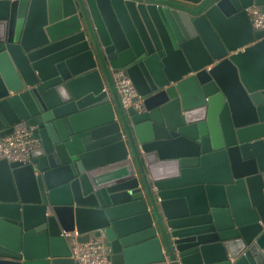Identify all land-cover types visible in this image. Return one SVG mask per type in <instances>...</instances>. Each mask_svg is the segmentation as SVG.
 I'll list each match as a JSON object with an SVG mask.
<instances>
[{
    "label": "water",
    "instance_id": "1",
    "mask_svg": "<svg viewBox=\"0 0 264 264\" xmlns=\"http://www.w3.org/2000/svg\"><path fill=\"white\" fill-rule=\"evenodd\" d=\"M253 6L0 0V137L36 141L26 163L0 159V264H78L64 232L101 240L109 264H264Z\"/></svg>",
    "mask_w": 264,
    "mask_h": 264
},
{
    "label": "built area",
    "instance_id": "2",
    "mask_svg": "<svg viewBox=\"0 0 264 264\" xmlns=\"http://www.w3.org/2000/svg\"><path fill=\"white\" fill-rule=\"evenodd\" d=\"M251 24L256 29H264V13L256 6L246 9ZM113 84L121 105L125 108L132 104V98L136 95L135 88L130 79L117 70L112 75ZM135 106H137L135 104ZM36 145L30 132L25 128L15 129L11 134L0 137V159L19 161L26 163L30 152ZM70 246L71 258L78 264H109L103 242L99 239H91L86 243L77 241L76 232H64Z\"/></svg>",
    "mask_w": 264,
    "mask_h": 264
},
{
    "label": "crops",
    "instance_id": "3",
    "mask_svg": "<svg viewBox=\"0 0 264 264\" xmlns=\"http://www.w3.org/2000/svg\"><path fill=\"white\" fill-rule=\"evenodd\" d=\"M148 255H149V249L148 250L140 249L133 253L132 260L135 262L142 263L145 261V259H147Z\"/></svg>",
    "mask_w": 264,
    "mask_h": 264
}]
</instances>
